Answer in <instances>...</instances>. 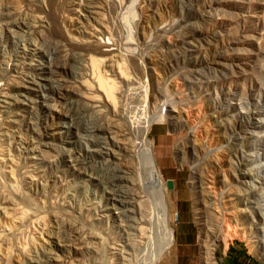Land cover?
Returning <instances> with one entry per match:
<instances>
[{"label":"rangeland","instance_id":"374dc122","mask_svg":"<svg viewBox=\"0 0 264 264\" xmlns=\"http://www.w3.org/2000/svg\"><path fill=\"white\" fill-rule=\"evenodd\" d=\"M263 41L264 0H0V264H264Z\"/></svg>","mask_w":264,"mask_h":264},{"label":"bare ground","instance_id":"6f19581e","mask_svg":"<svg viewBox=\"0 0 264 264\" xmlns=\"http://www.w3.org/2000/svg\"><path fill=\"white\" fill-rule=\"evenodd\" d=\"M263 46H264V41L262 42V48ZM260 68H261V71L264 72V64L261 65ZM104 85L106 87H104ZM100 86L101 88L105 90V95L109 97L112 87L109 86L108 84L102 85V83L100 84ZM258 128H259V134L258 136L253 137L254 144L252 148L255 149L256 152H259V156L258 157L255 155L253 156L254 159L252 158L253 161L252 163H250L251 168L249 169L253 170L254 172V173L252 172L253 176L255 177L256 182H258V186L253 187L254 188L253 190L254 191H256L257 189L259 190L260 186H263V190L260 191L261 195L259 197V199H261V203H262L261 206L263 208H261L260 206V209H258V207L255 206V209H258V212L261 213L263 217H261V219L259 218L258 220H253L252 223L248 225V227L246 228L248 232H246L245 237H246V241L248 242L249 246L250 247L253 246L254 251L258 252L256 255L257 258L264 262V120L259 125ZM152 172L155 174L156 181H161L163 183L162 181L163 179L157 176L158 169L156 165L152 169ZM256 202L258 203V201ZM174 243H175V238L171 239V237L168 239H164V241H161L158 246L159 248H156L158 252L156 256H154L155 258L154 262L155 261L156 262L155 263L153 262V264H157L158 260L161 259L173 247ZM202 250H203L202 255L204 259H201V264H216L212 258L210 257L206 258L204 256L207 254V252L205 251V247ZM158 254L160 255L159 258H158ZM151 261H153V259Z\"/></svg>","mask_w":264,"mask_h":264},{"label":"water","instance_id":"95a60500","mask_svg":"<svg viewBox=\"0 0 264 264\" xmlns=\"http://www.w3.org/2000/svg\"><path fill=\"white\" fill-rule=\"evenodd\" d=\"M149 158V162L151 164V167L152 169L155 167V163H154V160L152 159V157H148ZM163 181V180H162ZM164 183V187L166 190H171L172 188V183L170 180H166V181H163ZM156 186H159L160 185V181H155Z\"/></svg>","mask_w":264,"mask_h":264}]
</instances>
